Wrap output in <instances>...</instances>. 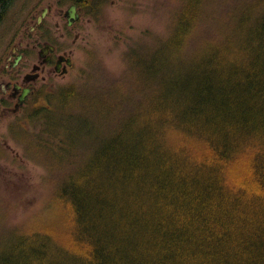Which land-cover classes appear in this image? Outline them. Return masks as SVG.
<instances>
[{"label": "trees", "instance_id": "trees-1", "mask_svg": "<svg viewBox=\"0 0 264 264\" xmlns=\"http://www.w3.org/2000/svg\"><path fill=\"white\" fill-rule=\"evenodd\" d=\"M177 3L138 69L10 128L54 179V231L13 228L0 264H264V0Z\"/></svg>", "mask_w": 264, "mask_h": 264}, {"label": "rangeland", "instance_id": "rangeland-1", "mask_svg": "<svg viewBox=\"0 0 264 264\" xmlns=\"http://www.w3.org/2000/svg\"><path fill=\"white\" fill-rule=\"evenodd\" d=\"M90 2L93 11H81L79 20L64 30L66 38L61 44L63 50L71 53L72 65L66 74L51 79L32 101L69 86L94 91L98 85H108L109 80L118 83L129 66L138 69L139 61L163 42L178 8L177 0ZM47 4L64 11L68 1L63 4V0H11L8 4L0 28V69L11 53L6 48L8 41L19 32L26 33ZM55 15V11L51 13L47 23L58 21ZM11 59L12 62L14 56ZM28 107L13 118L0 119V244L4 248L16 236L13 228L22 226L16 231L21 237L26 228L42 225L46 226L45 233L54 231L49 226L54 223L49 207L54 179L45 166L28 161L21 147L10 138V128ZM242 174L238 165L230 177L238 179ZM60 240L64 242L63 238Z\"/></svg>", "mask_w": 264, "mask_h": 264}, {"label": "flooded vegetation", "instance_id": "flooded-vegetation-1", "mask_svg": "<svg viewBox=\"0 0 264 264\" xmlns=\"http://www.w3.org/2000/svg\"><path fill=\"white\" fill-rule=\"evenodd\" d=\"M66 1L69 0H63V4ZM65 5L67 8L63 11L62 8L57 9L54 5L47 4L39 14L41 16L43 10H47L40 23H37V16L26 33L19 32L8 41L6 48L11 53L6 58L4 68L0 69V119L18 115L51 79L66 74L72 65L71 53L63 50L64 46L61 44L66 38L64 30L79 20L81 11L88 9L70 1ZM7 6L8 4L6 10ZM72 6L75 11L71 18L69 14ZM6 10H3L5 13L0 20V28ZM54 11L58 21L47 23L46 18ZM25 90L28 93L20 102Z\"/></svg>", "mask_w": 264, "mask_h": 264}, {"label": "water", "instance_id": "water-1", "mask_svg": "<svg viewBox=\"0 0 264 264\" xmlns=\"http://www.w3.org/2000/svg\"><path fill=\"white\" fill-rule=\"evenodd\" d=\"M74 11H75V7L74 6H72V8H71V14H69V16L72 18L73 17V14H74ZM46 12H47V10H43V12H42V14H41V16H39L38 18H37V23H40V21L42 20V18H44V16H45V14H46ZM28 93V91L27 90H25V92H24V94L20 97V102H22L23 101V99H24V96L26 95Z\"/></svg>", "mask_w": 264, "mask_h": 264}]
</instances>
